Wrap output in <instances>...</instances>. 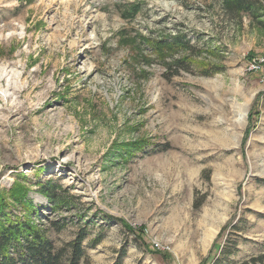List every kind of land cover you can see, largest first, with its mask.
I'll return each instance as SVG.
<instances>
[{
  "label": "rangeland",
  "instance_id": "374dc122",
  "mask_svg": "<svg viewBox=\"0 0 264 264\" xmlns=\"http://www.w3.org/2000/svg\"><path fill=\"white\" fill-rule=\"evenodd\" d=\"M224 2L0 0V193L79 264H264V29Z\"/></svg>",
  "mask_w": 264,
  "mask_h": 264
},
{
  "label": "trees",
  "instance_id": "16d2710c",
  "mask_svg": "<svg viewBox=\"0 0 264 264\" xmlns=\"http://www.w3.org/2000/svg\"><path fill=\"white\" fill-rule=\"evenodd\" d=\"M224 4L231 17L246 16L264 29V21H260L264 17L262 0H225ZM27 193L18 184L0 193V264H79L85 256L83 241L87 230H79L74 241L57 249L47 234L65 229V220L48 221ZM37 193L46 199L53 214L72 206L74 201L50 182L39 183ZM43 220L47 226L41 223ZM99 241L94 239L92 246Z\"/></svg>",
  "mask_w": 264,
  "mask_h": 264
},
{
  "label": "built area",
  "instance_id": "2783aa9c",
  "mask_svg": "<svg viewBox=\"0 0 264 264\" xmlns=\"http://www.w3.org/2000/svg\"><path fill=\"white\" fill-rule=\"evenodd\" d=\"M251 67H257L256 65H252ZM258 68V67H257Z\"/></svg>",
  "mask_w": 264,
  "mask_h": 264
}]
</instances>
